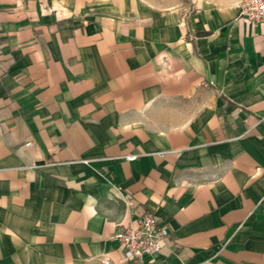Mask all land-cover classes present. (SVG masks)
<instances>
[{
  "label": "crops",
  "instance_id": "obj_1",
  "mask_svg": "<svg viewBox=\"0 0 264 264\" xmlns=\"http://www.w3.org/2000/svg\"><path fill=\"white\" fill-rule=\"evenodd\" d=\"M242 1L0 0V264H136L117 236L144 212L169 237L139 264H264Z\"/></svg>",
  "mask_w": 264,
  "mask_h": 264
},
{
  "label": "built area",
  "instance_id": "obj_2",
  "mask_svg": "<svg viewBox=\"0 0 264 264\" xmlns=\"http://www.w3.org/2000/svg\"><path fill=\"white\" fill-rule=\"evenodd\" d=\"M240 18L248 23L264 24V0H243ZM30 145L31 141L26 143V146ZM135 158L131 155L127 159ZM168 237L166 226L154 214L144 212L140 214L137 226L130 225L118 234L117 240L123 246L125 258L139 264L147 256L158 253ZM104 264H109V261H104Z\"/></svg>",
  "mask_w": 264,
  "mask_h": 264
},
{
  "label": "rangeland",
  "instance_id": "obj_3",
  "mask_svg": "<svg viewBox=\"0 0 264 264\" xmlns=\"http://www.w3.org/2000/svg\"><path fill=\"white\" fill-rule=\"evenodd\" d=\"M148 1L155 4L156 6L167 8L171 5L178 3L180 0H148Z\"/></svg>",
  "mask_w": 264,
  "mask_h": 264
}]
</instances>
